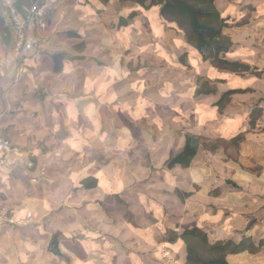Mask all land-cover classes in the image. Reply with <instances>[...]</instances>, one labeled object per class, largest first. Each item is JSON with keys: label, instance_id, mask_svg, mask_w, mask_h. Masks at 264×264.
<instances>
[{"label": "rangeland", "instance_id": "374dc122", "mask_svg": "<svg viewBox=\"0 0 264 264\" xmlns=\"http://www.w3.org/2000/svg\"><path fill=\"white\" fill-rule=\"evenodd\" d=\"M98 3V0H47L44 4L51 22L43 34L47 42L44 49L30 59H36L34 67L37 69L55 66L53 56L57 53L84 56L82 61L65 57L61 60V71L68 66L66 73L55 74L52 69L50 76L59 75V81L76 82L78 90L81 86L83 114H87L83 121L84 138L87 143H94V147L87 144L76 156L73 154L67 159L64 170L52 173L55 177H46L48 172L38 166L37 156L26 147V159L32 161V166L19 164L11 168L0 163V203L8 210L9 217L16 219L15 223L1 228L8 227L17 233L10 249L9 241L0 247V264H68L65 256L73 258V264H141L139 260L144 264H157L155 261H161L160 256H168V251L161 243L147 245L144 230H152L153 238L161 240L162 227L176 222L186 207L194 210L203 206L204 214L191 225L196 222L195 226L211 231L224 226L222 238L228 236L238 242L244 233L253 230L256 222H260L261 235H264V175L254 172L258 170L264 174V112L256 127L248 123L252 109L257 104L264 107V0H216L223 15L232 16L230 24L236 47L228 54V59L252 64L250 72L232 73L219 85L223 91L248 89L247 93L234 95L233 104L226 111L230 112L228 116L242 119L241 124L243 122L249 130L247 138L251 145L240 148L239 152L230 151L235 157L239 155L243 169L220 165L211 152L202 150L195 161V170L177 168L171 171L166 161L171 151L181 150L185 133L190 130L205 134L207 129H200L197 123L195 113L199 99L191 101L187 94H191L194 78L197 88V80L201 77L195 75L198 69L209 65L190 58V67H183L180 59L186 49L180 47L185 39L162 21L158 8L144 12L136 5L127 4L102 15L98 10L104 7ZM133 10L139 13L134 24L127 28L112 31L104 23V16L111 17L115 12L128 15ZM74 29L83 34L82 38H70L68 32ZM102 31L115 38L114 32L119 36L112 43L107 40L110 35ZM0 42L2 44L1 35ZM78 42H85L83 52L73 48ZM119 42L122 51L113 55L109 50L113 45L119 46ZM15 59L16 63L19 59L16 56ZM1 60L2 57L0 63ZM92 68L99 69L92 72ZM101 75V80L93 85ZM5 78L2 77L0 107L14 87L6 85ZM33 88L36 93L46 95L49 92L39 83ZM164 123L172 127L168 135H161ZM231 125L230 129L238 127L234 123ZM218 126H214L215 131ZM132 132H143L147 139L142 140L140 135L133 141L128 137ZM251 172L260 176L262 185L251 179L248 174ZM93 173L109 181L104 180L103 187L98 190L83 193L77 188L76 179ZM59 175L62 181L54 182ZM171 175L176 182L179 183V178L192 190H198L192 185L194 179H200L201 184L205 175L217 176L214 188L239 192L246 201L230 208L233 211L217 208L212 199L202 195L183 204L175 191L176 186L170 181ZM218 204L228 205L223 198ZM247 214L252 217L244 224L228 225V220L249 216ZM166 215L172 218L168 220ZM192 217L187 214L185 223ZM139 227L140 233L136 230ZM58 232L62 233L59 246L63 256L51 251L52 236ZM161 249L164 251L159 255ZM132 253L139 259L135 255L131 257ZM180 255L177 250L176 258ZM229 260L232 264H264V247L254 255L246 251Z\"/></svg>", "mask_w": 264, "mask_h": 264}, {"label": "trees", "instance_id": "16d2710c", "mask_svg": "<svg viewBox=\"0 0 264 264\" xmlns=\"http://www.w3.org/2000/svg\"><path fill=\"white\" fill-rule=\"evenodd\" d=\"M37 0H18V8L24 10L30 7ZM47 0H41L40 6L44 7ZM103 9L98 10L102 15L107 12L117 11L122 5H136L144 12H150L155 8L160 11L161 19L164 23L170 24V27L176 29L179 34L186 39L187 48L184 56L181 57L183 67L189 68L188 60L193 58L200 63H209L208 72L205 76H201L197 80V88L195 95H218L219 98L210 107L209 110L215 109L219 113L227 108L231 103L232 97L239 93H247L248 89L232 88L219 93L218 85L226 81V77L230 74H243L252 70V64L248 61L238 59H228V54L232 53L236 47L233 41V30L231 28L232 16H224L216 4V0H98ZM3 10V9H2ZM4 11V10H3ZM138 10H133L130 14L122 13L110 14L111 17H105V24L112 31H120L134 24V19L138 16ZM49 23L51 24L50 20ZM0 35L2 44L12 46L13 34L4 16H0ZM68 35L74 38H82V33L77 30H69ZM47 42V41H46ZM45 42V43H46ZM73 48L78 52H83L85 42L73 44ZM55 73H60L62 69L61 60L68 57L74 61H82L84 56L72 55L69 52H61L54 54ZM185 65V66H184ZM264 107L257 104L249 114L250 127H256L259 119L263 115ZM161 133L166 132V123L163 124ZM224 126L220 127L221 136L211 141L209 138L198 134L185 133V144L180 151L175 153L171 151L166 166L169 170L177 166L184 169L192 168L196 159L200 156L201 151H209L216 157V160L223 165L231 168L243 169L239 155H235L230 151L239 152L240 148L251 144L246 137L248 129L240 127L234 131L223 133ZM224 152V153H223ZM228 153V157H226ZM247 171V170H246ZM249 172V171H247ZM254 172L261 174L258 170ZM256 173H249L252 180L262 185L261 178ZM102 179L93 175L82 176L79 182V188L91 191L101 184ZM177 195L182 202L191 197L194 192L187 191L182 184H177ZM203 190L202 187L198 188ZM197 190V191H198ZM206 195L218 197L221 194L219 188H209L205 191ZM166 218L169 215L165 216ZM249 216H242L236 219L234 224L241 225L247 221ZM180 226L169 228L162 227L163 237L160 243L165 244L170 249H178L179 244L183 242L186 250V260L183 264H232L229 257L241 255L248 251L249 254H256L264 247V235L260 238L253 237L251 232L244 233L241 241L236 242L234 239H220L216 234H211L207 229L200 226L186 227L179 230ZM140 233L141 227L136 229ZM147 233V243H158L154 240L152 230H144ZM61 232L52 236L51 251L57 256H63L59 246V237ZM136 258V256H134ZM137 259V258H136ZM68 264H73V258L65 256ZM133 262V259H132ZM138 264V263H137Z\"/></svg>", "mask_w": 264, "mask_h": 264}, {"label": "crops", "instance_id": "0c3cea01", "mask_svg": "<svg viewBox=\"0 0 264 264\" xmlns=\"http://www.w3.org/2000/svg\"><path fill=\"white\" fill-rule=\"evenodd\" d=\"M0 16H4V11L2 10L1 7H0ZM102 33L103 34L106 33L107 35L111 36V33H108L107 31L106 32L102 31ZM114 33L117 34V37L119 36L118 33L116 32ZM110 36L108 37L107 40L110 39L113 43V41L117 37L115 38L111 36L110 38ZM182 37L185 39L184 36ZM119 43H120L119 46H114V45L111 46L112 48H110L109 52L112 53L113 55L120 54L123 46L121 42ZM180 48L182 50L186 49V39L181 41ZM15 56L16 54L10 46H6L4 44H1L0 42V57L3 58V61L1 60L2 63H0V74H2L4 78L6 77L4 79V82H6L5 83L6 85H11V84L14 85V87L12 88V93L10 92L7 94V96L2 100L3 106L0 107V134L10 138L16 144L21 145L22 147H26L28 150L34 152V154L37 156V159L39 161L38 166L44 167L46 169V172H48L46 177L48 175L50 177H55V176H52V173L56 172L58 169H63L64 167H66V164L68 163L67 159L70 158L73 154H75L74 156H76L78 154V151L83 150L84 146H86L87 144L94 147V143L93 144L92 143L90 144L89 142L87 143V140H85L84 138L83 121H84L85 116L87 115V114L85 115L83 114L85 112L82 106V103L84 101V98H82V95L84 94V91L81 90V86H80V90H78V86L76 82L69 83V79L65 81H59L57 80L59 75L50 76V72L52 71V69L53 70L55 69L54 68L55 66H47L45 68L36 69L34 67V62L36 60L35 58H34L35 60L30 59L31 56H29V57L24 58L25 60L20 59L15 63L16 61ZM27 61H31V63L33 64L30 65L29 63H27ZM202 64L209 65V63H202ZM65 67L66 66H64L63 70L61 71L62 74L66 73L64 71L68 66L66 68ZM204 67L199 68L195 75L205 76L208 72L209 66H204ZM96 69H99V68H92L91 71L93 72ZM142 71H144V69H142ZM179 71H181V68L179 69ZM40 74H42L41 78L39 76ZM134 74L135 73H131L130 75H134ZM101 77L102 75L96 77V79L93 82V85L96 82H99L101 80ZM193 80L194 81L192 82V85H191L192 91H191V94L190 93L187 94V99H191V101L196 100V98L199 99L200 103L198 104V106H196V113H195L198 119L197 123L199 126H201L200 129H203V128H207V129L205 131V134L193 132L190 130L187 132L198 133L207 138L216 139L221 136L219 129L222 126H224L223 133L234 131V129H230L232 127L231 125L232 123H234L235 126L236 125L238 126L236 129L246 126L243 122L241 124L242 119L233 118L234 116L232 115L228 116L230 115V112L228 113L226 111L227 109L231 108V105L233 104L232 102H231L232 104L230 103L229 104L230 106L228 105L229 107L227 106L228 108H226L222 114L217 112L215 109L209 110L207 107H210L215 101L218 100L219 94L218 95L196 96L195 95V88H196L195 78ZM35 83L37 84L39 83L43 87L47 88L49 92L48 93L46 92V95L40 92L36 93L35 92L36 90L33 88V85H35ZM219 85H218L219 93L224 92L223 90L220 89ZM33 89H34V92H32ZM94 91L95 90L93 89L91 90L92 93H94ZM224 113H226L227 115H225ZM190 114H192V112ZM217 124L219 126L217 128V131H215L214 126ZM162 129L163 128H161V130ZM171 131H172V127L168 126L166 127V132L161 133V135L163 134L168 135L171 133ZM138 132L137 133L132 132L131 134H128V137H130L133 141L137 140L138 139L137 137H139L140 135L143 136L142 140L147 139L145 138L143 132H141L140 134ZM246 137L248 136L246 135ZM184 138H185V135H184ZM247 139L249 140V138ZM177 168L181 170L182 169L183 170H189V169L195 170L196 165L188 169H184L181 166H177L174 169H177ZM89 175H93L97 178H100L102 179V181L99 187L91 191H86L83 188L77 187L83 193L93 192L95 190H98L103 187L104 180L107 182L109 181L103 176H98L97 174H94V173L86 174L82 176H89ZM172 175L169 178L173 185L176 186V183L182 184L185 190L194 192V194L191 197L187 198L184 202H182L179 195H177L183 204H186L189 199H192V198L194 199L195 197H198V196L199 197L204 196L203 198L205 199H209V200L212 199L213 203L216 205L217 208H223L225 210L233 211V209H230V208H236L238 206H241V204H243V202L246 201L245 198H242V196L238 194L239 192H234L233 190H229V192L228 191L222 192L220 190L221 194L218 197L206 195L205 193L206 190H208L210 187L211 188L216 187V183L218 182V179L216 178L217 176L205 175L203 179L201 178V181H202L201 184H199L200 179L199 180L194 179L192 181V185L195 186L196 188L202 187L203 189L202 191L200 189L197 191L196 189L192 190L191 188H189L186 185V183L180 180L179 178H178L179 183L176 182ZM82 176L76 179L78 181L77 186H79V182ZM61 177H62L61 175H59V178L57 176L58 180H55L54 182L60 183L62 181ZM176 190H177V186L175 188V191ZM221 198H223V200L226 201V203H228L227 206H221L218 204ZM215 201L217 204L215 203ZM202 207L203 206H197L196 208H194V210H190L189 208L186 207L185 213L182 216H177L176 222L174 221L170 223L168 222L167 224L164 225V227L174 228L177 225V226H180L179 230H182V229H185L186 227L195 226L196 222L192 225L191 223L194 220L196 221V219H198L199 216L204 214V211L206 209ZM189 213L192 214L193 217L191 218L190 222L186 224L185 218H186V215ZM247 215H251L250 217H252V214H247ZM169 217L167 218L168 220H170ZM170 218H172V216ZM208 219H210V217H208ZM233 219H234V216H233ZM234 222L235 220H228L227 223L228 225H232L235 227L239 226V225H235ZM227 223H226V226H227ZM255 225L256 226L253 228L251 233L253 234L254 237L260 238L261 236H263V234L261 235L262 226L260 225V222H256ZM223 229H224V226H220L216 230L214 228L212 231L211 229L209 230L207 229V230L211 234H215V235L217 234L220 239H231V237H228V236L222 238L221 235H222ZM259 232L260 234H258ZM12 233L13 235H11ZM16 234H17L16 232L14 234V232L8 227L0 228V247L3 248L5 243L9 241L8 247L10 249L12 246L11 244L12 240L16 239ZM145 242L147 243L146 240ZM156 242L158 243H155V244L160 245L159 244L160 240H156ZM155 244L147 243V245H155ZM161 245H165V244L161 243ZM163 248L166 251H168L166 252L167 253L166 255L168 256H160L163 259L161 261L156 260L155 262L157 264H183L185 262L186 250H185V244L183 242L179 244L178 249H170L166 245ZM177 250L178 252H181L179 259H177L175 256V253ZM163 251H164L163 249L159 250V255H162ZM134 255L136 256L137 259H139L138 256L134 253H132L130 256L132 257ZM235 256H239V255H235ZM139 262L141 264H144V261L139 260Z\"/></svg>", "mask_w": 264, "mask_h": 264}, {"label": "built area", "instance_id": "2783aa9c", "mask_svg": "<svg viewBox=\"0 0 264 264\" xmlns=\"http://www.w3.org/2000/svg\"><path fill=\"white\" fill-rule=\"evenodd\" d=\"M41 0L25 8L23 11L17 6L18 0H0V7L4 10V17L13 34L12 49L17 59L37 56L45 47L43 34L49 29V16ZM3 75L0 74V89ZM26 150L10 138L0 134V163L6 167H16L19 164L32 166V161L26 159ZM31 214H28V218ZM15 217H9L8 210L0 203V228L15 223Z\"/></svg>", "mask_w": 264, "mask_h": 264}]
</instances>
